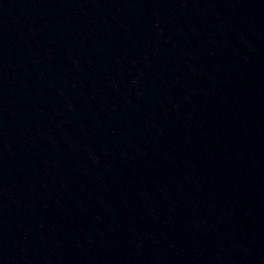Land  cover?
Instances as JSON below:
<instances>
[{
    "label": "water",
    "instance_id": "1",
    "mask_svg": "<svg viewBox=\"0 0 264 264\" xmlns=\"http://www.w3.org/2000/svg\"><path fill=\"white\" fill-rule=\"evenodd\" d=\"M0 264H264V0H0Z\"/></svg>",
    "mask_w": 264,
    "mask_h": 264
}]
</instances>
